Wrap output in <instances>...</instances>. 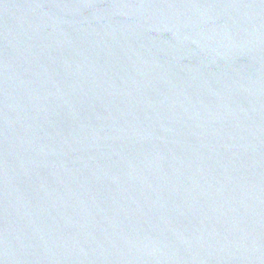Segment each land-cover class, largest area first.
<instances>
[{
    "label": "water",
    "instance_id": "water-1",
    "mask_svg": "<svg viewBox=\"0 0 264 264\" xmlns=\"http://www.w3.org/2000/svg\"><path fill=\"white\" fill-rule=\"evenodd\" d=\"M0 264H264V0H0Z\"/></svg>",
    "mask_w": 264,
    "mask_h": 264
}]
</instances>
